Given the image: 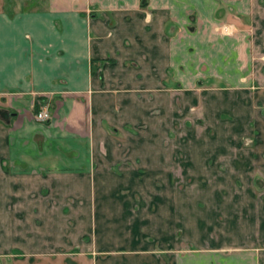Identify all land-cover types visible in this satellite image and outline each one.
Instances as JSON below:
<instances>
[{"label": "crops", "instance_id": "obj_1", "mask_svg": "<svg viewBox=\"0 0 264 264\" xmlns=\"http://www.w3.org/2000/svg\"><path fill=\"white\" fill-rule=\"evenodd\" d=\"M223 22L231 34L217 30ZM212 77L233 86L212 89ZM197 88L213 91L207 102L197 96L214 109L210 121L254 117L264 145V0H0V264H264V243L216 235L222 220L238 227L236 197L210 211L226 198L158 191L155 174L179 163L243 170L231 150L175 161L153 144L173 123L175 93ZM158 109L169 111L163 121ZM249 151L243 167L264 171V149ZM52 191L88 229L47 223ZM184 204L199 210L195 221Z\"/></svg>", "mask_w": 264, "mask_h": 264}, {"label": "rangeland", "instance_id": "obj_2", "mask_svg": "<svg viewBox=\"0 0 264 264\" xmlns=\"http://www.w3.org/2000/svg\"><path fill=\"white\" fill-rule=\"evenodd\" d=\"M216 81L212 77L210 81V85L208 87L215 89V86H223V87H231L233 86L231 82L225 81L221 79ZM199 86L201 88L205 86L203 83H200ZM200 88V87H199ZM199 88L196 90H191L189 92L184 93L183 96H178V93H175V104H174V113L173 114V123L168 128L166 124L161 125V129L156 131L157 141L153 142L157 147H160L164 150L171 149L174 150L173 158L177 161L179 156H182L183 153L187 152H197V150H220V151H228L231 150L232 153L235 152L241 160H244V163L241 164L243 170H224V168L228 167L227 165L221 164L223 170L217 171L215 166H209L205 171L198 170L196 167L189 168H181L182 164H176V167L172 171H163L155 174L154 179L158 184V191L164 194H173L174 197L181 198V196L191 197L192 201L202 200L203 196L206 199H217L218 197L226 198V203L222 204H214V202L210 203L208 206V210L217 211V208L225 207L223 210L226 211L227 208H233V205L229 203L230 197H236L237 199V212H238V220L236 221L238 227H224L223 224L227 223V220H222L221 224L223 228L218 231V235L220 238L222 237H233V234L237 235L238 239L243 240L241 244L243 246H247L248 242L252 243H264V171H260L256 165L247 164L245 162V156L247 154V150L257 151V149H264V145L261 143L263 141L257 140L255 138V131L253 127L255 126L254 117H245L240 124H228L226 122L232 123L233 120H238L237 116H234V119L231 120L230 115L221 114V117L218 119L217 123H214V120L209 119V117L213 118L214 109L209 105L203 109L201 102L199 104V97L201 99H206V102L209 99H213V91L200 92ZM232 93L221 94V100H229L235 99V97L231 96ZM204 95V96H203ZM200 99V100H201ZM207 105V104H206ZM168 110V109H167ZM256 110L259 111L257 108ZM236 112L240 115L242 109H235ZM261 111L264 113V109ZM169 114V111L167 112ZM165 110L160 111L158 109V117L159 120H164L165 116H167ZM238 128H237V126ZM147 125H142L141 127L136 126L138 131L143 133L148 132L149 130L146 127ZM235 127L237 129H235ZM219 130V133L216 131ZM254 133V134H253ZM259 135V134H257ZM180 151V152H179ZM249 151V153H251ZM182 152V153H181ZM246 157H249L246 155ZM182 158V157H180ZM242 162V161H241ZM256 164V162H255ZM181 165V166H180ZM260 167V166H259ZM182 169H184L182 171ZM145 176V173L144 175ZM171 180V187H165L166 180ZM179 179V184H175L172 182L173 180ZM188 185V186H186ZM148 193L144 197L145 199H149V188L146 189ZM153 191V190H152ZM172 192V193H171ZM153 193V192H152ZM52 200L51 203L45 200L46 213L52 217L47 219V223H50L51 220L55 221L56 224L59 225L60 229L65 234H72L76 232H81L84 230L85 226L88 229L87 221L82 220H74L70 215V208L68 210L67 207L69 205H65L63 203V197L60 196V193L52 191ZM136 198H140V196L136 195ZM146 201V200H145ZM137 206V204L135 205ZM65 207L64 212L61 213V208ZM184 210H188L191 218L195 221L193 215L196 211L194 204H190L188 208L186 205H183ZM58 214L60 216L53 217L52 215ZM200 215V214H199ZM202 215V214H201ZM254 216V220L251 221V217ZM250 217V218H248ZM262 219V220H261ZM49 220V221H48ZM140 222V221H139ZM218 222V221H217ZM253 223V225H252ZM262 223V226L259 224ZM143 227L148 229L149 220L143 221ZM257 225L259 227H257ZM46 226V223H45ZM205 227V225H201ZM233 226V224H232ZM234 230V231H233ZM251 230V232H249ZM252 232L254 234H252ZM231 233V236L229 235ZM201 240L203 243H206L202 236ZM216 237V236H213ZM237 239V240H238ZM147 242H150V239L146 238ZM247 240V242H246ZM240 245V242L238 243ZM4 254V253H0ZM1 260L5 263V258L2 256Z\"/></svg>", "mask_w": 264, "mask_h": 264}, {"label": "built area", "instance_id": "obj_3", "mask_svg": "<svg viewBox=\"0 0 264 264\" xmlns=\"http://www.w3.org/2000/svg\"><path fill=\"white\" fill-rule=\"evenodd\" d=\"M223 31H228V27L225 26L222 28ZM36 118L39 120H46L49 118V112L46 108L38 109L35 114Z\"/></svg>", "mask_w": 264, "mask_h": 264}, {"label": "flooded vegetation", "instance_id": "obj_4", "mask_svg": "<svg viewBox=\"0 0 264 264\" xmlns=\"http://www.w3.org/2000/svg\"><path fill=\"white\" fill-rule=\"evenodd\" d=\"M227 26L228 27V31H223L222 28ZM217 30L220 31L221 33L223 34H231L233 31H234V25L230 22H223V23H220L219 25H217ZM50 115V114H49ZM50 117L47 118L46 120H50Z\"/></svg>", "mask_w": 264, "mask_h": 264}, {"label": "trees", "instance_id": "obj_5", "mask_svg": "<svg viewBox=\"0 0 264 264\" xmlns=\"http://www.w3.org/2000/svg\"><path fill=\"white\" fill-rule=\"evenodd\" d=\"M38 110V108L37 107H35V111H37Z\"/></svg>", "mask_w": 264, "mask_h": 264}]
</instances>
